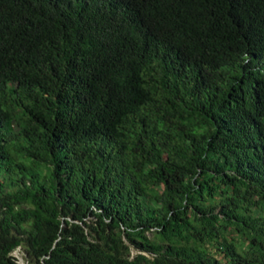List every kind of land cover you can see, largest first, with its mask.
Here are the masks:
<instances>
[{
	"label": "trees",
	"instance_id": "obj_1",
	"mask_svg": "<svg viewBox=\"0 0 264 264\" xmlns=\"http://www.w3.org/2000/svg\"><path fill=\"white\" fill-rule=\"evenodd\" d=\"M264 264V0H0V264Z\"/></svg>",
	"mask_w": 264,
	"mask_h": 264
},
{
	"label": "rangeland",
	"instance_id": "obj_2",
	"mask_svg": "<svg viewBox=\"0 0 264 264\" xmlns=\"http://www.w3.org/2000/svg\"><path fill=\"white\" fill-rule=\"evenodd\" d=\"M13 255H15L18 258L20 263L27 264V261L25 259V252L23 251L21 247H18L17 249H15L13 251Z\"/></svg>",
	"mask_w": 264,
	"mask_h": 264
}]
</instances>
